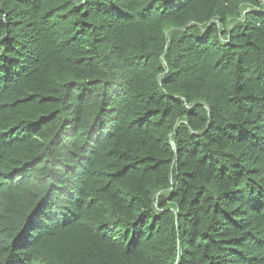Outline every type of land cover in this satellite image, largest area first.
Listing matches in <instances>:
<instances>
[{"label":"trees","instance_id":"1","mask_svg":"<svg viewBox=\"0 0 264 264\" xmlns=\"http://www.w3.org/2000/svg\"><path fill=\"white\" fill-rule=\"evenodd\" d=\"M0 264H264V0H0Z\"/></svg>","mask_w":264,"mask_h":264}]
</instances>
